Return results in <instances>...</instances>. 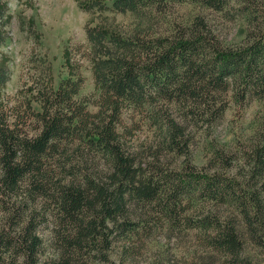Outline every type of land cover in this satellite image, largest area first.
Here are the masks:
<instances>
[{
    "label": "trees",
    "instance_id": "16d2710c",
    "mask_svg": "<svg viewBox=\"0 0 264 264\" xmlns=\"http://www.w3.org/2000/svg\"><path fill=\"white\" fill-rule=\"evenodd\" d=\"M181 3L244 20L243 42L225 46L200 15L152 34V12ZM114 9L139 20L108 41L87 32L95 99L77 97V76L38 85L39 111L26 95L0 106V264H115L111 253L124 264L161 232H194L201 264L216 255L253 264L249 246L264 250V9L256 0H115ZM7 79L1 72L0 85ZM229 93L262 103L259 139L239 155L217 151L207 172L187 161L169 169L160 154L185 156L188 124L219 121ZM131 110L159 130L155 149L132 144ZM233 164L239 173L227 172Z\"/></svg>",
    "mask_w": 264,
    "mask_h": 264
},
{
    "label": "rangeland",
    "instance_id": "374dc122",
    "mask_svg": "<svg viewBox=\"0 0 264 264\" xmlns=\"http://www.w3.org/2000/svg\"><path fill=\"white\" fill-rule=\"evenodd\" d=\"M256 1L264 9V0ZM114 2L0 0V73L8 74L7 81L0 85V106L5 103L12 105L15 101L23 100L26 95L32 109L39 111L35 92L38 85L44 82L49 88L55 89L61 81L77 76L84 80L77 97L90 101L95 99L97 91L91 64L94 48L87 32H103L108 41L111 36L123 37L139 20L129 12H117ZM229 6L237 8V3L233 1ZM151 15V30L155 36L180 32L186 26V21L196 15L208 22L225 46H239L247 31L244 20L237 16L228 19L224 12L203 10L187 3L168 4ZM226 100L227 109L215 124L208 126L199 121L195 125H186L190 140L187 141L185 156L176 154V150L170 154H160L169 169L187 161L192 162L197 170L207 172L217 151L239 155L259 139L260 135L257 136L256 131L263 114L262 103L258 100L244 103L231 93ZM88 110L93 112L95 108L89 104ZM145 116L144 113L131 110L124 113L123 121L128 128H133L134 146L148 148V145L155 149L159 130ZM172 118L183 124L179 114L174 113ZM237 166L233 164L227 172L239 173L241 170ZM262 226L261 234L258 235L263 236L264 240ZM248 250L254 256L250 257L253 264H264V250L261 247L249 246ZM202 254L204 251L194 232L176 233L170 237L161 232L145 237L136 256L124 264H168V260L170 264H201L196 257ZM117 256L111 253L110 260L115 264H118ZM217 256L214 257V264H231L221 262Z\"/></svg>",
    "mask_w": 264,
    "mask_h": 264
}]
</instances>
